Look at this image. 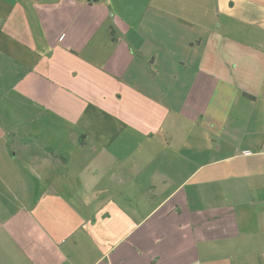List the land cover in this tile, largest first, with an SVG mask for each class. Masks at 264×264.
I'll use <instances>...</instances> for the list:
<instances>
[{
    "label": "crops",
    "instance_id": "1",
    "mask_svg": "<svg viewBox=\"0 0 264 264\" xmlns=\"http://www.w3.org/2000/svg\"><path fill=\"white\" fill-rule=\"evenodd\" d=\"M0 264H264V0H0Z\"/></svg>",
    "mask_w": 264,
    "mask_h": 264
},
{
    "label": "built area",
    "instance_id": "2",
    "mask_svg": "<svg viewBox=\"0 0 264 264\" xmlns=\"http://www.w3.org/2000/svg\"><path fill=\"white\" fill-rule=\"evenodd\" d=\"M242 154H243L244 156H249V155H251V153H250L249 151H244Z\"/></svg>",
    "mask_w": 264,
    "mask_h": 264
}]
</instances>
